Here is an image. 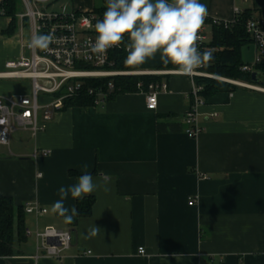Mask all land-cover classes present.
<instances>
[{"label": "crops", "instance_id": "crops-1", "mask_svg": "<svg viewBox=\"0 0 264 264\" xmlns=\"http://www.w3.org/2000/svg\"><path fill=\"white\" fill-rule=\"evenodd\" d=\"M97 2L71 0L69 12H94ZM199 2L211 18L232 22L238 10L264 20V0ZM10 24L0 19V32L7 35ZM204 34L210 43L212 28ZM163 65L158 52L134 72H122L161 77L157 83L168 91L156 111L147 109L145 88L100 106L61 110L36 137L19 130L9 146H0V195L17 207L47 210L38 219L26 214V241L15 243L0 264H264V87L242 83L259 89L237 85L206 100L199 109L203 131L190 139L184 116L193 81ZM8 80L0 84V98L31 93L30 80ZM44 150L51 154L39 156ZM84 174L98 187L83 198L69 193L64 206L72 214L79 200L95 203L92 215L73 226L51 208L61 199L59 189ZM94 226L99 234L86 238ZM48 227L71 232L60 260L37 252L36 233Z\"/></svg>", "mask_w": 264, "mask_h": 264}, {"label": "built area", "instance_id": "built-area-1", "mask_svg": "<svg viewBox=\"0 0 264 264\" xmlns=\"http://www.w3.org/2000/svg\"><path fill=\"white\" fill-rule=\"evenodd\" d=\"M20 10L15 14H10L12 7L11 0H0V19H8L10 22L15 18L17 26L23 31L28 26L30 38L33 34H53L54 42L49 50L35 52L28 47L30 40L25 42L21 38L22 54L17 61H10L6 64V71L0 73V80L4 79H25L32 82V91L29 95H18L8 98H0V146H9L13 135L19 131H30L33 137L44 132L48 123L54 115L61 111L65 100L75 96L80 90L82 79L110 78L125 75L122 72L107 70L110 65V53L115 49L112 47L107 51L106 58L93 54L90 51L89 42L94 43L97 33L95 23L98 17L94 12H50L47 7L52 0H18ZM24 10V12H21ZM240 12L236 11V16ZM232 22L222 21L207 16L204 25L198 35L199 51H205L207 40L205 30L207 27L223 26L228 29ZM10 27V26H9ZM247 34L250 36L257 49L256 65L264 64V20L251 18L246 24ZM205 66V65H204ZM204 66L196 69L195 74L183 75L190 77L193 81L190 92V107L184 116L185 133L188 138L196 139L203 131L200 123L199 109L205 105L202 97L203 86L195 83V78H213L224 80L202 71ZM243 72H252V68L243 67ZM154 73H151L153 75ZM178 74V73H176ZM182 75V74H179ZM250 89H259L252 85L240 82H230ZM109 89H114L113 84H109ZM139 91L144 90L142 83L138 84ZM146 95V106L149 111H156L158 108L159 95L168 91L166 83H151L148 85ZM41 94L51 96L52 102L41 105ZM60 94L58 97H54ZM93 94V91L90 92ZM107 101V95L100 92L95 101V106H100ZM216 117V115H212ZM38 154V153H37ZM50 151H42L39 156H49ZM195 201L190 202V206ZM25 213L40 218L47 214V210L38 205H25ZM30 235V231L26 232ZM37 252L42 251V258L60 260L65 251L72 244L70 231H61L53 227L46 228L43 232L36 233ZM145 249H139V253L144 255ZM90 254V253H88ZM37 255V259L41 258Z\"/></svg>", "mask_w": 264, "mask_h": 264}, {"label": "clouds", "instance_id": "clouds-1", "mask_svg": "<svg viewBox=\"0 0 264 264\" xmlns=\"http://www.w3.org/2000/svg\"><path fill=\"white\" fill-rule=\"evenodd\" d=\"M207 15V6L199 0H107L102 20L95 23L97 36L94 43L89 42L90 51L106 58L107 51L124 44L127 36L125 64H143L159 52L163 64L176 65L178 74L191 76L214 58L211 50L201 52L198 48V33ZM54 40L51 33L33 34L28 47L34 52L47 51ZM97 187L91 175L80 176L76 185L59 189L61 199L51 211L63 217L65 223H73L76 210L68 214L64 199L69 193L73 198H83ZM99 231L97 226L90 228L86 238Z\"/></svg>", "mask_w": 264, "mask_h": 264}, {"label": "trees", "instance_id": "trees-1", "mask_svg": "<svg viewBox=\"0 0 264 264\" xmlns=\"http://www.w3.org/2000/svg\"><path fill=\"white\" fill-rule=\"evenodd\" d=\"M12 7L10 14L15 15L20 10L18 0H11ZM107 2L102 7L96 8L94 14L98 20H102L106 11ZM252 18L250 12L246 11L236 16V21L228 29L223 26L212 27V40L207 43L205 50L213 52V60L206 63L203 72L229 81L240 83H249L264 87V64L256 65L258 73V82L252 81V72H243L245 67L242 59V49L253 43L246 31V24ZM17 22L12 20L6 34L13 36L17 31ZM128 37H125L121 48L115 49L110 53V65L107 70L116 72H134L135 65L125 64L127 52L125 44ZM176 65L171 63L163 65L162 70H175ZM261 77L263 79L261 80ZM157 76H116L110 78L82 79V86L77 94L64 102L62 110L70 108H88L95 107V101L100 92L107 95V100H113L116 96L126 93H138V84L142 83L145 88L151 83H157L161 79ZM195 83L204 87L202 97L205 100L221 92H232L237 86L219 79L213 78H195ZM109 84H113L114 89L110 91ZM93 91L91 95L90 92ZM56 94L54 97H58ZM191 101V100H190ZM93 198H85L78 201L77 217L74 218L73 226H76L79 219L88 218L92 215L94 206ZM26 213L25 206L17 207L14 200L10 197L0 195V257H11L14 254L15 243L26 241Z\"/></svg>", "mask_w": 264, "mask_h": 264}, {"label": "rangeland", "instance_id": "rangeland-1", "mask_svg": "<svg viewBox=\"0 0 264 264\" xmlns=\"http://www.w3.org/2000/svg\"><path fill=\"white\" fill-rule=\"evenodd\" d=\"M106 2L107 0H98L96 4L97 8L105 5ZM71 6H72L71 0H52L49 6L47 7V9L50 12L61 13L63 11L69 12V9L71 8ZM21 12H24V10H21ZM24 36L26 40L27 39L31 40L30 30L27 33H25V32H22L20 28H18L15 34L11 37L0 32V72H5L7 70L6 64L8 62L19 60V59L13 58L15 54L14 52H15L16 45L18 46L20 45V42H19L20 38ZM7 39L8 40L11 39L13 43H10L12 41L4 43ZM254 53H255V46L253 44L247 45L242 49V59H243L244 65L245 67L252 68L253 73L256 71V57H257V55L255 56ZM8 81L10 80L8 79L0 80V84H3ZM29 82L32 84L31 81ZM232 82H235V81H232ZM40 100H41L40 101L41 105H43V104L51 103L53 98L51 96L41 94Z\"/></svg>", "mask_w": 264, "mask_h": 264}, {"label": "water", "instance_id": "water-1", "mask_svg": "<svg viewBox=\"0 0 264 264\" xmlns=\"http://www.w3.org/2000/svg\"><path fill=\"white\" fill-rule=\"evenodd\" d=\"M252 81L254 83L258 82V73H256V72L252 73Z\"/></svg>", "mask_w": 264, "mask_h": 264}]
</instances>
